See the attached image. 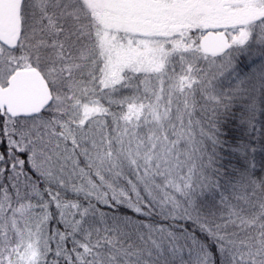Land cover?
<instances>
[{"label": "snow or ice", "instance_id": "obj_1", "mask_svg": "<svg viewBox=\"0 0 264 264\" xmlns=\"http://www.w3.org/2000/svg\"><path fill=\"white\" fill-rule=\"evenodd\" d=\"M258 115L264 0H0V264H264Z\"/></svg>", "mask_w": 264, "mask_h": 264}, {"label": "trees", "instance_id": "obj_2", "mask_svg": "<svg viewBox=\"0 0 264 264\" xmlns=\"http://www.w3.org/2000/svg\"><path fill=\"white\" fill-rule=\"evenodd\" d=\"M257 61H259V57L256 58ZM250 65V61L247 57H241L240 60V68L242 72L248 71L249 68L247 66ZM230 130H225L224 135L226 137H229L228 140L225 141V147L222 151L219 152V159L218 164L222 167H227L229 172H239V169L235 162V157L232 155H229L228 153L231 152V148L229 145L232 144V136L237 137V143L241 142L239 140V137L243 135L245 140H252L257 143V152H260L261 155H264V152L261 151L259 148V141L261 138H264V118H261L259 115L257 116L255 125L253 128H249L245 131H241L240 122L237 120L235 124H232L229 126ZM258 160L259 157H256ZM229 160L232 161V163H227ZM257 172H259V167L256 169ZM261 175H264V173H260ZM226 179H234V177L226 178ZM215 197L212 194H206L205 196H202L199 198L198 203L201 205L202 210H207V205L213 200Z\"/></svg>", "mask_w": 264, "mask_h": 264}]
</instances>
